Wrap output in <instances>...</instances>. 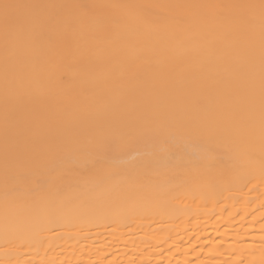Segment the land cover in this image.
<instances>
[{"label":"bare ground","instance_id":"6f19581e","mask_svg":"<svg viewBox=\"0 0 264 264\" xmlns=\"http://www.w3.org/2000/svg\"><path fill=\"white\" fill-rule=\"evenodd\" d=\"M0 264H264V0H0Z\"/></svg>","mask_w":264,"mask_h":264}]
</instances>
